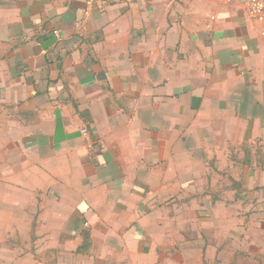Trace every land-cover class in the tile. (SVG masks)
Returning a JSON list of instances; mask_svg holds the SVG:
<instances>
[{
    "label": "crops",
    "instance_id": "1",
    "mask_svg": "<svg viewBox=\"0 0 264 264\" xmlns=\"http://www.w3.org/2000/svg\"><path fill=\"white\" fill-rule=\"evenodd\" d=\"M247 10L245 0H0V229L20 245L26 215L39 214L52 246V215L72 235L81 223L68 214L144 213L170 167L184 180L187 156L230 157L252 119L264 137V24ZM136 233L102 247L138 250Z\"/></svg>",
    "mask_w": 264,
    "mask_h": 264
},
{
    "label": "rangeland",
    "instance_id": "2",
    "mask_svg": "<svg viewBox=\"0 0 264 264\" xmlns=\"http://www.w3.org/2000/svg\"><path fill=\"white\" fill-rule=\"evenodd\" d=\"M256 129L255 119L249 120L242 146L228 158L202 152L197 164L187 156L183 181L170 167L169 181L152 191L144 213H93L90 219L68 214L70 223H81L72 235L59 229L64 215L59 220L54 214L52 246L49 233L37 225L39 214L26 215L20 245L15 230L0 229V237L11 236L0 245V264H264V137L254 135ZM122 217L140 229H120ZM134 232L141 242L138 250L122 254L109 240L102 247L107 239ZM13 249L21 255L11 257Z\"/></svg>",
    "mask_w": 264,
    "mask_h": 264
},
{
    "label": "built area",
    "instance_id": "3",
    "mask_svg": "<svg viewBox=\"0 0 264 264\" xmlns=\"http://www.w3.org/2000/svg\"><path fill=\"white\" fill-rule=\"evenodd\" d=\"M247 16L256 22L264 24V0H249Z\"/></svg>",
    "mask_w": 264,
    "mask_h": 264
}]
</instances>
